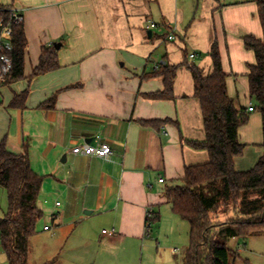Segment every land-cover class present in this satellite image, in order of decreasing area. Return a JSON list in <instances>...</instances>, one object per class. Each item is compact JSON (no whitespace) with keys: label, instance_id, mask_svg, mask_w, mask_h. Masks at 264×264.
Returning a JSON list of instances; mask_svg holds the SVG:
<instances>
[{"label":"crops","instance_id":"obj_1","mask_svg":"<svg viewBox=\"0 0 264 264\" xmlns=\"http://www.w3.org/2000/svg\"><path fill=\"white\" fill-rule=\"evenodd\" d=\"M106 1L1 0L5 7L23 11L28 46L25 78L0 84V142L5 140L13 153L27 151L32 168L45 176L43 185H49V189L42 188L37 202L44 213L34 235L39 234L33 239L39 252H30L33 235L29 240L28 264H136L137 249L148 236V209L160 215V208H171L164 195L166 187L180 182L187 165L209 159L206 150H195L182 143V137L205 138L200 101L193 97L192 73L179 85L175 80V98L154 99L145 94L163 90L164 80L160 76L144 78V74L162 63L176 65L179 60L169 55L156 60L152 53L144 54L145 64L140 71L133 67L121 69L118 62L130 42L129 19L148 18L153 7H159L161 12L159 2L155 0V6L153 0H129L123 10H111ZM214 3L212 17L218 25L216 38L222 42L228 92L238 105L251 110L255 103L249 87L243 97L233 83L239 80L240 73L248 76L249 67H244V59L249 60V65L256 62L254 52L247 56L243 50L241 37H263L258 2ZM231 4L238 6L230 8ZM128 8L131 10L127 11ZM161 20L167 31L156 37L165 44L175 41L177 33L163 13ZM208 26L211 27L209 21ZM236 26L240 29L235 30ZM147 31L151 39L155 34ZM170 34L176 39L169 40ZM210 41L211 37L207 43ZM56 43H61L57 49L61 67L31 78L42 49ZM238 54L240 64L236 61ZM201 68L209 73L212 65L208 70ZM74 84L78 86L69 87ZM27 88L30 93L25 105L10 107L14 95ZM54 95L55 102L43 106ZM252 112L247 126L239 130L243 143L253 125L262 131L260 112ZM166 118L173 121L160 126L143 123ZM262 141L263 132L260 145ZM88 142H107L113 153L109 158H100L73 152L75 146ZM235 166L244 170L238 167L236 158ZM7 207V191L0 185V218ZM45 226L50 229L45 230ZM4 264H8V256Z\"/></svg>","mask_w":264,"mask_h":264},{"label":"trees","instance_id":"obj_2","mask_svg":"<svg viewBox=\"0 0 264 264\" xmlns=\"http://www.w3.org/2000/svg\"><path fill=\"white\" fill-rule=\"evenodd\" d=\"M263 37L252 34L243 37L244 45L255 54L256 62L249 65L250 97L254 100L253 111L262 116V154L255 167L238 170L235 158L241 155L246 144L240 140L239 130L250 120L252 110L238 105L230 96L218 42L210 48L212 69L209 73L186 60L172 65L160 64L144 78L162 77L164 89L145 94L154 99L175 98L174 85L178 72L186 67L194 78L193 97L200 101L204 123L203 140L182 137V143L195 150H206L207 162L187 165L180 182L165 189L167 203L173 212L190 224V244L186 250L184 264H231L227 240L231 237L264 235V0H257ZM0 21L13 32V69L6 82L13 83L25 78V52L28 39L23 24L11 23V12L0 0ZM61 67L55 46L44 47L38 66L31 78L55 71ZM74 84L69 87H77ZM30 88L15 94L10 107H23ZM54 95L43 106L53 104ZM144 120V124L160 126L172 122ZM45 176L31 166L27 151L16 154L8 149L7 142H0V185L8 195V210L0 218V235L8 264H28L29 240L37 232L38 222L44 217L37 202ZM235 216L216 223L213 217L221 206H231ZM227 214V213H225ZM160 220L159 213L152 218L151 228ZM147 219V224H148ZM150 228V232H151ZM150 232L147 231L148 235Z\"/></svg>","mask_w":264,"mask_h":264},{"label":"rangeland","instance_id":"obj_3","mask_svg":"<svg viewBox=\"0 0 264 264\" xmlns=\"http://www.w3.org/2000/svg\"><path fill=\"white\" fill-rule=\"evenodd\" d=\"M156 1L160 4L161 12L158 9L159 7H153L151 15L148 18L140 16L131 17L129 19L131 24V38L128 47L123 48L122 55L119 56L118 59L121 69L130 70L133 67L140 71V68L145 64L143 60L144 54L149 56V54L152 53L156 60H160L159 58L161 56L169 55L171 58L179 60L177 64L188 60L190 63H195L208 70L212 65L210 48L214 39L218 41L223 62L222 42L220 43L218 37L216 38L217 34L215 31L218 25L216 24L215 26L212 17L214 13L212 4H215L214 1L216 2L217 0ZM156 1L155 6L157 5ZM106 2L110 4L111 10L112 8L118 9L119 7L123 10V5L128 4L129 0H107ZM221 2L224 3V0H221ZM228 6L234 8L238 5L231 4ZM130 10L131 8H128L127 11ZM123 13L124 12H122V14ZM162 13L177 33V39L173 42H167L166 44L156 37V34L163 35L167 31L161 20ZM151 21L158 23L159 26L157 28H150L149 24ZM208 21L211 27L208 26ZM239 29L238 26L235 27V30ZM147 30H151L155 34L151 39L147 37ZM127 36L129 37V35ZM209 37H211L210 44L207 43ZM241 39L243 40V37H241ZM243 47V50L247 52V56L253 55V51L247 49L245 45H243ZM191 52L196 53L197 56L191 58L189 56ZM226 60L228 62L230 61L229 58ZM236 61L238 64L241 63L239 54L236 57ZM123 64L125 65L123 66ZM151 65L152 64L149 65V70ZM243 65L245 68L249 67V60L247 58L243 60ZM187 70L186 67L181 68L176 78V85L182 83L186 76H191V73H189L190 71ZM234 87L236 91L244 97V92L249 87L247 74L240 73L239 80L233 83V88ZM252 102L255 103L253 100ZM247 124L241 127L245 128ZM244 137L248 144L244 152L237 156L236 159L238 161V167L248 170L255 167L262 154V147L260 145L262 140L261 127L259 128L253 125ZM42 188L49 189V185H43ZM41 195L42 193L40 192L38 199L41 198ZM159 212L160 220L153 224L150 235L146 237V242L139 245L134 261L136 264H184L185 253L190 244V224L188 221L176 215L170 207H162L159 209ZM217 212L218 213L213 216L216 223L235 216L232 205L221 206ZM94 224H97V222H94ZM104 227L106 228V226ZM38 234L39 232L31 238L30 252L32 255H34L35 252H39L33 245V239L35 236H38ZM226 242L230 248V260L232 264H264V235L246 238L231 237ZM5 260L7 262V255L4 253L0 243V264H4Z\"/></svg>","mask_w":264,"mask_h":264},{"label":"built area","instance_id":"obj_4","mask_svg":"<svg viewBox=\"0 0 264 264\" xmlns=\"http://www.w3.org/2000/svg\"><path fill=\"white\" fill-rule=\"evenodd\" d=\"M11 12V23L14 24H23L24 23V13L21 9L16 7H6ZM150 28H156L157 24L154 21L150 22ZM13 32L12 28L10 26L5 27L3 24V21H0V84H3L6 82L7 77L11 73L13 69V59L10 57V55L7 53L9 51H12L14 48L13 42ZM169 40H175L176 36L174 34L168 35ZM191 58L195 57V54L190 55ZM158 68V66H157ZM156 68V69H157ZM253 110V108L251 109ZM74 153H80L87 156H97L100 158H109L112 153L113 149L111 145L107 142H103L99 145H95L93 143H85L83 145H78L73 148ZM161 182L164 181V179H160ZM59 204V202H58ZM154 215V210L152 208L148 209L147 211V231L150 232L152 218ZM45 230H49L50 226H45ZM104 232L111 234L112 232H108L107 230H104ZM1 240V235H0ZM232 264V263H231Z\"/></svg>","mask_w":264,"mask_h":264},{"label":"water","instance_id":"obj_5","mask_svg":"<svg viewBox=\"0 0 264 264\" xmlns=\"http://www.w3.org/2000/svg\"><path fill=\"white\" fill-rule=\"evenodd\" d=\"M149 36H151V32H149ZM55 47H56L57 49H59V48L61 47V43H56V44H55Z\"/></svg>","mask_w":264,"mask_h":264}]
</instances>
